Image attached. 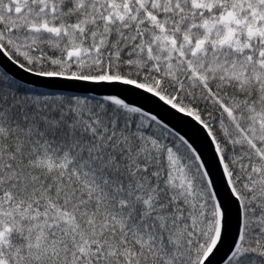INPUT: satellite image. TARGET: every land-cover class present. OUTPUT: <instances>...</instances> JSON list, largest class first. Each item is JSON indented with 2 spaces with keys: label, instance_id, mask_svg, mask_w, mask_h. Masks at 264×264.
Listing matches in <instances>:
<instances>
[{
  "label": "snow or ice",
  "instance_id": "6c2138e0",
  "mask_svg": "<svg viewBox=\"0 0 264 264\" xmlns=\"http://www.w3.org/2000/svg\"><path fill=\"white\" fill-rule=\"evenodd\" d=\"M0 264H264V0H0Z\"/></svg>",
  "mask_w": 264,
  "mask_h": 264
},
{
  "label": "water",
  "instance_id": "95a60500",
  "mask_svg": "<svg viewBox=\"0 0 264 264\" xmlns=\"http://www.w3.org/2000/svg\"><path fill=\"white\" fill-rule=\"evenodd\" d=\"M32 79H39V78H32ZM80 85L81 87L85 88H93L94 86L89 84H82V82H73V81H65V80H52L47 81L45 83H36L33 86L37 88H41L46 92L49 91H57V92H65L68 94H76V86ZM99 89H97V92ZM131 99L136 101L140 104H144L147 108L152 109L154 111H160L161 115L164 116L166 120H170L174 125L178 128L183 129L184 131L188 132L189 135L193 137L194 140L200 145L204 155L208 158L210 165L212 166L213 172H217L215 161L212 157L211 148L204 137L203 133L198 130V128L194 125L189 118L179 117L177 118L175 115L170 114L167 111H164L162 108L158 107L155 103H152L140 96H132ZM220 192L222 195L227 198V192L223 186V183H220Z\"/></svg>",
  "mask_w": 264,
  "mask_h": 264
},
{
  "label": "trees",
  "instance_id": "16d2710c",
  "mask_svg": "<svg viewBox=\"0 0 264 264\" xmlns=\"http://www.w3.org/2000/svg\"><path fill=\"white\" fill-rule=\"evenodd\" d=\"M38 91H42V92H46V91H44L43 89H41V88H37V87H35Z\"/></svg>",
  "mask_w": 264,
  "mask_h": 264
}]
</instances>
